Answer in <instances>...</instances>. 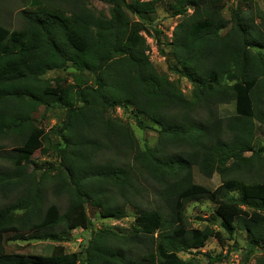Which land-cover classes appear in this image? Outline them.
<instances>
[{
	"label": "trees",
	"instance_id": "1",
	"mask_svg": "<svg viewBox=\"0 0 264 264\" xmlns=\"http://www.w3.org/2000/svg\"><path fill=\"white\" fill-rule=\"evenodd\" d=\"M101 1L109 15L85 0H29L21 27L0 24V140L11 143L10 152L0 143V158L11 164L0 167V198L14 197L0 203V240L57 242L49 254L1 252L0 264H193L179 252L235 230L246 232L250 251H264V142L256 135L264 126V0L256 11L252 0H235L228 17L222 0H171L178 19L165 40L152 25L158 0ZM142 32L158 43L167 70L190 83V96L150 61ZM67 70L72 98L58 77L46 76ZM223 104L233 112L221 115ZM39 107L61 109V119L46 130L32 115ZM117 107L157 133L154 146L139 144L112 114ZM36 150L54 151L57 163L30 168ZM108 151L119 157L104 158ZM194 168L207 178L217 173L221 183L194 182ZM143 171L163 203L137 208L134 223L147 238L93 230L86 205L102 218L125 217ZM48 184L67 196L64 211L45 206ZM201 198L215 202L219 229L187 228L185 207ZM60 223L91 231L82 252L65 251L52 231ZM132 242L144 245L141 254L124 253ZM231 252L204 253L203 264H226Z\"/></svg>",
	"mask_w": 264,
	"mask_h": 264
},
{
	"label": "rangeland",
	"instance_id": "2",
	"mask_svg": "<svg viewBox=\"0 0 264 264\" xmlns=\"http://www.w3.org/2000/svg\"><path fill=\"white\" fill-rule=\"evenodd\" d=\"M87 5L94 9L96 12H102L105 15L108 14L109 5L101 0H85ZM132 1V0H129ZM171 0H158L156 4V11L153 14V21L152 25H158L159 29L163 30V34L161 35L162 40L166 38H170L169 34L172 31V28L177 22V17L172 16L170 14L171 7H170ZM224 2L223 13L225 16L228 17L229 15V8L233 4L236 3L235 0H222ZM254 2V11L257 10L258 6L261 5L262 0H252ZM32 8V5L29 3V0H0V24L6 26L9 29H16L21 27L23 21L21 17L22 9ZM191 8L188 9L191 12ZM135 19V18H134ZM145 37V44L146 50L145 53L147 54L150 61L154 64L158 71L166 72L169 78L175 81L178 86L181 88L185 96H190V83L185 79L181 78L167 70V59L166 56L160 53L158 43L155 42L154 38H151L150 35L147 36L145 33L142 32ZM166 38H165V37ZM46 76L49 78L58 77L64 87L69 90L70 96L72 98L73 84L72 81V74L69 70L64 72H55L49 71L46 73ZM114 116H118L121 121L128 124L132 130L134 131L135 136L140 145L147 144L149 146H154L157 140V133L150 129H140L136 124L135 121L128 116V114L122 112L120 108H116L115 110L111 111ZM219 112L221 115H229L233 112V105L232 104H223L219 106ZM34 118L36 119L37 123L44 127L46 130L52 128L55 124H57L58 120L61 119L62 110L58 108H49L44 109L43 107H39L37 111L33 114ZM147 124L150 122L146 121ZM257 138L260 142H264V126L258 127L256 131ZM53 140L57 141L55 136H52ZM0 143L4 144V150L10 152V140H0ZM48 150V149H47ZM39 150H36L31 158L34 160L33 164L30 165V168L36 166L43 168L44 162H52L56 164V156L54 151L50 150L47 153ZM247 154H249L247 152ZM104 158L112 157L118 158L119 154H115L113 151H108L103 155ZM11 164L9 161H4L0 158V167L5 169L9 168ZM38 168V169H40ZM41 170V169H40ZM41 174V171H37V176ZM139 182H138V192L128 194V203H125L124 210L126 211L127 215L120 219H115L112 217L109 218H102L99 216L97 210L90 206V204L86 205V211L88 216L91 218L92 225L91 228L93 230H100L104 227H109L113 231L121 234L127 235H135L138 239H146L147 236L140 233L137 226L134 223V217L137 214V208L139 207L142 210H151L157 209L158 206L162 205V201L158 197V186L152 180L146 172H142L139 174ZM193 180L196 183L205 185L206 187L213 189L217 185L221 183V177L217 173H213L210 178L205 177L202 175L196 168L193 169ZM115 199H117V203L120 205L124 199L122 196L118 194L117 191H112ZM14 198V197H13ZM12 196L9 198H0V203L5 204L12 201ZM49 203H55L58 205L60 211H64L67 206V196L65 194L60 195H53L51 191V185L48 184L46 187L45 192V206ZM216 204L213 200L207 198H201L195 201H189L185 207V215H186V226L187 228H203L205 224L210 225L214 229H219L220 219L215 212ZM52 231L57 232L62 238L61 241L65 248L66 252H75L80 251L82 252L85 243L91 237V231L84 230L81 228H75L72 230H66L63 223L58 224ZM156 236V233H155ZM145 241V240H144ZM57 242H53L50 240L46 241H38V242H17V241H1L0 240V253L1 252H18L23 253L26 255H36V254H49L54 245ZM148 246L151 245L147 242ZM124 249V253L129 254H141V251L144 249V245L142 243L132 242L127 245H122ZM154 247V243L152 245ZM250 242L249 237L243 230H235L234 236L232 238H223L222 240H218L215 238H210L205 246L201 248L199 251L195 249H191L187 252H179V256L184 259L188 260L193 264H203L207 261V257L204 253H209L211 256L216 254H227L232 250H236L241 258L242 264H256L257 257L264 253L258 248L252 249L250 251ZM234 254V253H233ZM232 254V255H233ZM231 255V256H232ZM230 257V255H229ZM223 261V259H222ZM227 262V259L224 261ZM239 263V264H241Z\"/></svg>",
	"mask_w": 264,
	"mask_h": 264
},
{
	"label": "built area",
	"instance_id": "3",
	"mask_svg": "<svg viewBox=\"0 0 264 264\" xmlns=\"http://www.w3.org/2000/svg\"><path fill=\"white\" fill-rule=\"evenodd\" d=\"M170 36H171V33L169 34V37ZM151 38H153V37H151ZM239 263H241V258H240V255L238 254V252H236V251L235 252H231L230 257H228L226 264H239Z\"/></svg>",
	"mask_w": 264,
	"mask_h": 264
}]
</instances>
